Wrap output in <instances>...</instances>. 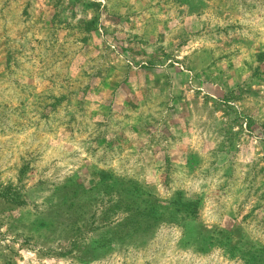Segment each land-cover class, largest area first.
Wrapping results in <instances>:
<instances>
[{"label":"rangeland","instance_id":"obj_1","mask_svg":"<svg viewBox=\"0 0 264 264\" xmlns=\"http://www.w3.org/2000/svg\"><path fill=\"white\" fill-rule=\"evenodd\" d=\"M0 264H264V0H0Z\"/></svg>","mask_w":264,"mask_h":264}]
</instances>
